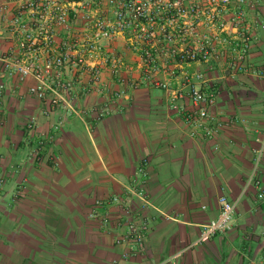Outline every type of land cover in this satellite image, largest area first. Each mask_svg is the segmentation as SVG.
I'll list each match as a JSON object with an SVG mask.
<instances>
[{"label":"crops","instance_id":"1","mask_svg":"<svg viewBox=\"0 0 264 264\" xmlns=\"http://www.w3.org/2000/svg\"><path fill=\"white\" fill-rule=\"evenodd\" d=\"M5 1L8 10L4 16L0 13V83L5 87L0 95V264L262 260L264 201L248 181L254 150L264 141V30L257 23L264 19V1L248 0L245 7L243 29L251 44L237 69L228 68L237 56L232 46L221 43L217 30L204 23L200 37L211 38L222 57L210 65L182 66L175 77L166 70L155 74L157 80L184 91L188 78L195 81V74L204 75L208 89L218 92L211 114L223 124L213 139L190 135L182 115L169 107V93L146 80L141 54L129 48L124 36L103 42L110 57L103 72L104 93L85 96L80 88L76 105L86 114L67 116L51 110L28 94L32 80L21 82L5 70L3 57L17 47L7 24L20 0ZM61 38L59 34L58 44ZM115 57L122 61L119 76L131 82L127 86L112 73ZM89 79L87 74L82 77L84 85ZM121 91L124 95L111 104V114L98 119L95 110L108 101L106 96ZM183 104L187 111L193 109L188 97ZM60 122L62 127L56 129ZM145 159L149 205L144 209L138 199L130 204L149 228L145 251L132 255L128 245L116 244V238L127 233L125 213L108 201L125 194ZM256 179L264 190V154ZM221 196L235 204L233 229L187 250L218 217ZM105 216L108 224L102 221ZM180 252L178 259L168 261Z\"/></svg>","mask_w":264,"mask_h":264},{"label":"built area","instance_id":"2","mask_svg":"<svg viewBox=\"0 0 264 264\" xmlns=\"http://www.w3.org/2000/svg\"><path fill=\"white\" fill-rule=\"evenodd\" d=\"M18 4L17 13L6 29L10 38L17 41V47L11 48L2 61L11 76H17L21 82L32 80L28 94L48 104L51 110L61 111L67 116L86 114L76 105L81 98L80 88L85 96L92 92L104 93L103 72L110 57L103 42L124 36L129 48L141 54V70L146 80L169 93V107L182 115L191 136L202 134L213 139L223 127L211 114L218 92L208 89L209 84L203 74H195V81L188 78L187 91L173 89L170 83L157 80L155 74L166 70L175 77L176 69L182 66L191 63L210 65L222 57L211 38L200 37L199 29L204 23L217 30L221 43L232 46L237 56L228 68L237 69L238 62L245 59L251 44V37L243 29L248 0H20ZM106 8L110 11L107 12ZM7 10L8 3L0 0V13L4 16ZM257 23L264 30V19L259 18ZM59 34L62 38L58 44ZM111 63L113 75L119 76L122 61L115 57ZM86 74L90 79L84 85L82 77ZM118 82L123 86L131 83L122 76ZM4 88L0 83V95ZM123 95V91L108 94V101L95 110L98 119L110 115L111 104ZM187 97L193 105L191 111H187L183 104ZM62 124H57L56 129H60ZM33 126L34 121L29 128ZM254 154V171L248 186L254 185L257 198L264 201V190L256 179L264 154V141ZM148 164L147 159L142 161L125 194L115 195L108 201L125 213L123 224L127 233L117 237L116 244L128 245L132 255L146 249L149 224L140 214H134L130 202L138 199L144 209L149 205L146 192ZM219 202L218 217L203 227L199 238L187 250L233 229L235 204L226 196H221ZM97 204L102 205L103 202ZM91 217L96 218L97 213L93 212ZM102 221L108 224L109 218L105 216ZM182 254L180 252L168 261L178 259ZM124 257H129V254ZM253 264H264V258Z\"/></svg>","mask_w":264,"mask_h":264}]
</instances>
